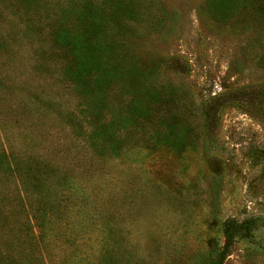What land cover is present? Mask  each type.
<instances>
[{
  "label": "rangeland",
  "instance_id": "obj_1",
  "mask_svg": "<svg viewBox=\"0 0 264 264\" xmlns=\"http://www.w3.org/2000/svg\"><path fill=\"white\" fill-rule=\"evenodd\" d=\"M117 1L104 41L146 68L142 115L130 77L85 92L51 37ZM261 146L264 0H0V264H216L227 220L258 230L221 264H264Z\"/></svg>",
  "mask_w": 264,
  "mask_h": 264
},
{
  "label": "trees",
  "instance_id": "obj_2",
  "mask_svg": "<svg viewBox=\"0 0 264 264\" xmlns=\"http://www.w3.org/2000/svg\"><path fill=\"white\" fill-rule=\"evenodd\" d=\"M89 5L90 3H85L82 9L78 10L76 8L75 23H77V26L72 28L58 26L54 33H51L53 45L56 49L62 51L67 59L63 72L85 92H88L89 89V91H94L95 94H99L107 88L117 76L127 75V77H130L127 87L129 92L132 93L131 95L136 98V101L133 100L131 105L127 103L128 115H142L143 107L137 106L139 98L145 95L143 99L146 100L147 104L156 100L153 90L143 92L145 89L143 82H145L148 74L145 71L146 68L142 66L143 64L139 68H135L136 63L132 62L131 64L126 56L127 54H113L110 51V44L108 45L104 41L108 26L119 27L120 17L116 13L130 8L126 9L121 1H117L112 5L113 11H107V8L101 7L91 9ZM127 11L129 12V10ZM110 23L112 25H109ZM126 118L123 122L128 121ZM107 125L106 127L105 125L98 126V130L103 131L102 134L98 133V135L108 133L105 131H108L109 125L112 126L113 124ZM91 138H96V135L93 134ZM104 138L112 142L111 138L114 139V136ZM250 156L254 162L264 160V146L252 149ZM5 158V154H0V168L4 164L5 168L8 169ZM62 180L64 181V179ZM36 182L40 181L36 180ZM256 230H258V224L254 220L225 221L223 223V244L217 255L216 264H221L228 254L234 235L251 240L255 236Z\"/></svg>",
  "mask_w": 264,
  "mask_h": 264
}]
</instances>
